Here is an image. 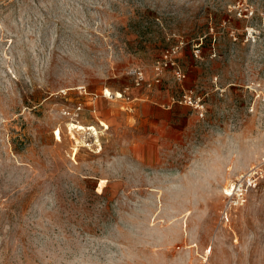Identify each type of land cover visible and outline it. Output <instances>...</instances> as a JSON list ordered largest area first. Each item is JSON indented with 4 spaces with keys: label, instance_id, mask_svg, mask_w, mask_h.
Listing matches in <instances>:
<instances>
[{
    "label": "rangeland",
    "instance_id": "obj_1",
    "mask_svg": "<svg viewBox=\"0 0 264 264\" xmlns=\"http://www.w3.org/2000/svg\"><path fill=\"white\" fill-rule=\"evenodd\" d=\"M261 92L264 0H0V264H264Z\"/></svg>",
    "mask_w": 264,
    "mask_h": 264
},
{
    "label": "built area",
    "instance_id": "obj_2",
    "mask_svg": "<svg viewBox=\"0 0 264 264\" xmlns=\"http://www.w3.org/2000/svg\"><path fill=\"white\" fill-rule=\"evenodd\" d=\"M136 80L138 84L142 83L145 79L144 73L142 71H135ZM261 100H264V93H260ZM260 177H264V159L259 163V165L254 166L250 169L246 178L248 179L249 186H256ZM247 192V187H244L243 183H240V180L235 182L226 190L227 201L225 204V217H227L228 210L235 205L243 203L245 200V195Z\"/></svg>",
    "mask_w": 264,
    "mask_h": 264
},
{
    "label": "bare ground",
    "instance_id": "obj_3",
    "mask_svg": "<svg viewBox=\"0 0 264 264\" xmlns=\"http://www.w3.org/2000/svg\"><path fill=\"white\" fill-rule=\"evenodd\" d=\"M105 93H106V95H109V96L112 94V92L110 91V89H107ZM121 95H122L121 92L118 91V92H117V97H118V96L121 97ZM104 124H105V123H103L102 125H104ZM107 127H108V126H107ZM80 128H86V127H85L84 125H81ZM225 188H226V187H225ZM229 188H230V187H229ZM229 188H226V190H228ZM194 245H195V244H194Z\"/></svg>",
    "mask_w": 264,
    "mask_h": 264
}]
</instances>
